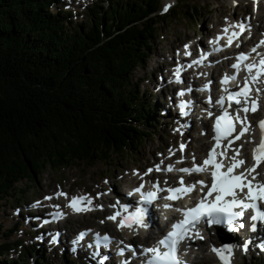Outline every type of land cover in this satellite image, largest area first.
<instances>
[{"label": "trees", "instance_id": "trees-1", "mask_svg": "<svg viewBox=\"0 0 264 264\" xmlns=\"http://www.w3.org/2000/svg\"><path fill=\"white\" fill-rule=\"evenodd\" d=\"M58 2L0 0V201L46 165L62 169L136 151L156 124V109L132 76L156 38L159 0L93 5L73 29L70 13L51 12ZM194 14L191 7L182 16ZM15 246L22 257L0 264H29L36 249L32 264H48L40 247L19 241L0 246V257Z\"/></svg>", "mask_w": 264, "mask_h": 264}, {"label": "snow or ice", "instance_id": "snow-or-ice-1", "mask_svg": "<svg viewBox=\"0 0 264 264\" xmlns=\"http://www.w3.org/2000/svg\"><path fill=\"white\" fill-rule=\"evenodd\" d=\"M170 5L165 6L164 11L168 10ZM251 26L244 23H233L222 29L221 35L216 36L209 43L212 45L213 52L223 51V47H231L235 42L239 47V38L245 32H250ZM226 39L222 47L220 41ZM264 48V38L254 45L249 52H240L235 56V62L230 65L233 70L232 75L225 74L220 80L221 92L215 100V105L219 108V114L215 115L212 125L214 142L207 151L206 157L201 163L195 162V156L192 157L191 167H182L174 169L171 166L162 169L159 165L150 167L141 175L133 172V175L139 176L141 183L128 192V196H138L135 203H121L119 199L109 205L113 209L112 213L105 217V220L115 224L118 231H127L132 234L138 233L140 229L148 228L146 217L150 212V206L159 200L161 193H167L163 197L165 201L173 202L191 199L192 194L196 193L198 198L192 206L176 207L173 209L171 203H166V209L174 210L179 213L180 219L171 223L170 229L161 233L151 246H141L139 255L143 257L141 264H186L181 255V245L188 240H203V235L199 231V225L204 224L206 228L219 226L225 228L231 233L244 227L243 217L245 212H250V231L255 232L257 224H264V180L259 179L261 173L258 171L264 166V119L257 122L260 138L255 142L250 137L252 125L249 122L248 114L256 113L259 110V99L261 91L264 88L258 85H264V52L259 49ZM189 45H184V55L190 56ZM254 54V55H253ZM207 59L201 55L199 59L193 60L187 67L200 65ZM184 65L177 63L173 76L176 83H182L181 72ZM243 71L246 75L242 85L237 86L233 91L227 87L231 82L237 79L239 73ZM211 81L209 82V84ZM209 84H205L202 91L209 90ZM189 87L181 90L177 95L185 96L186 92H191ZM255 93V94H253ZM212 104L211 98L207 101ZM189 103L181 100L178 107L181 116L188 115ZM230 109L232 111H230ZM208 117L211 118L213 113L208 111ZM243 114V115H241ZM245 140L251 144V164L246 163L242 155L243 144H237V141ZM186 145H180V151L183 153ZM171 152V150H169ZM182 162V160L180 161ZM172 172L178 171L186 175H200L210 177V182L205 179H198L192 183H186L181 176L176 182V186L161 187L159 181L153 182L152 190H144V176L153 172ZM167 185V181L164 182ZM105 193H97V199ZM60 197L65 198L66 208L74 214L91 212L94 210H103V205H94L92 197L87 194L71 196L57 190L44 199L51 201ZM37 202L32 207H39ZM53 211L50 213L52 220L63 219L66 213L61 210L60 205H52ZM48 223L49 221H44ZM104 223V220L101 221ZM86 233L81 232L77 236V241L83 240ZM58 234L52 235L51 243L58 242ZM113 238L107 233L102 236L97 233L94 237L96 251L93 253L94 258L99 257L98 264H106L109 257L100 256L101 247L108 248L111 246ZM119 243H123L120 241ZM250 241H245L240 245V250L247 252ZM261 251H264V242L257 245ZM237 246L232 243H222L220 247H212L211 252L218 258L221 264H232ZM131 252L133 257L137 255L131 245H124L117 249V255L124 256L125 252ZM122 264H130L125 259Z\"/></svg>", "mask_w": 264, "mask_h": 264}, {"label": "rangeland", "instance_id": "rangeland-1", "mask_svg": "<svg viewBox=\"0 0 264 264\" xmlns=\"http://www.w3.org/2000/svg\"><path fill=\"white\" fill-rule=\"evenodd\" d=\"M231 3H233L232 0H159L155 14L161 17V19L158 24L156 38L152 42L151 49L144 58L142 66L137 68L132 76L139 95H142V100L156 109L152 114V117L156 121L151 131L152 136L146 138L141 145H135L137 146L135 148L136 151H129L113 159L96 161L92 164L72 163L62 169L46 165L34 176V181L29 179L20 180L15 184V190L10 195L4 196L0 201V246L4 244L12 245L14 242L19 241L24 247H33L34 250V243L37 241L33 240V236L30 233L35 230L33 225L28 224L34 222L32 218L37 216H32L26 221L27 205L37 200H40L38 202H48L44 198L42 199L44 195H52L57 190L67 193L69 197L87 194L92 197L94 205L105 204L107 206V202L103 203L100 201L104 195H101L97 199V193H109L112 188L114 190V185L118 182L116 178L119 179L121 174L126 175L127 172L130 174L136 172V169L145 171V169L154 167L157 164L152 162L153 160L160 162L169 158L170 148L168 150V147L171 145V141L174 144L181 143L180 138L178 140L173 139V136L175 138L181 137L179 133H176L175 127L170 128L165 126L169 121H175L173 109L172 107H168L169 103L167 100L168 96L170 97L172 88L170 79L173 78V72L177 63H181L178 58L184 57V54H182L184 45L204 44L202 40L210 32H216L219 29L220 23L224 24L226 22L225 18L229 16L231 18L235 14L239 15L241 12L244 13L245 8L249 7V12L250 8L254 12L256 7V10H259L257 14H262L260 5L264 3V0H259L258 4L253 0H239V3H236V7L234 6V8H232ZM93 4L98 5L101 10H105L108 0H93L85 6L74 4V2L70 4L67 3V0H62L51 8V12L56 13L59 9H62V11L65 10L67 13H70L67 20L71 22L69 24L70 29H73L77 25H84L88 9ZM168 5H170L168 7L169 11L165 12L164 8ZM191 7L196 8L198 14L184 19L182 16L183 12ZM253 15L255 18L256 14L253 13ZM217 18L221 21L216 22ZM193 54H198L197 50H194ZM186 64L187 62L185 61L184 66ZM165 84L168 85V89H164ZM160 107H165L166 113H159ZM188 132L189 135L187 134L184 137L185 140H190L195 135L192 129ZM188 146L190 145L188 144ZM173 148L175 149L174 146ZM129 177L131 176L129 175L125 178L128 182ZM17 195L21 196L19 200L16 198ZM60 198L59 205L63 207L65 200L62 202L63 197ZM110 203L112 202L110 201ZM47 206L51 207L50 205ZM39 208H41V205ZM94 211L97 213L92 215H88L87 212L80 214L70 213L64 222L60 225L58 223L59 230H55L58 225H54L55 227L53 226L51 231L45 229L46 234L53 231L49 235V239H51L52 235H55L57 232L62 233V229H64L65 233L69 231L75 237L77 229L93 227L98 230H108V228H111L113 223L111 221L108 223L107 220L103 219L111 214V210L104 211L103 208L102 211L99 209ZM33 212H43V210L35 209ZM102 220H104L103 224L101 223ZM112 226L115 228L114 224ZM44 236L46 238V235ZM38 247L42 249V252H39V256L43 253V259L48 264H61L64 260L66 263L69 262L68 258L64 259L59 256V252L57 251H51V249L43 245H38ZM20 250L21 247L9 249L8 252H5L0 257V260L17 261L22 257L19 256ZM36 251L34 253L30 252V257H28L29 264L34 263L35 258L38 256ZM248 252L243 253L245 255L243 258L236 257L234 259L235 264H255L257 261L260 262L262 260L264 263V256L258 254L257 247H254L253 252ZM201 256L204 259L197 258L195 264H215V261L209 260L211 257L206 250L202 252Z\"/></svg>", "mask_w": 264, "mask_h": 264}, {"label": "bare ground", "instance_id": "bare-ground-1", "mask_svg": "<svg viewBox=\"0 0 264 264\" xmlns=\"http://www.w3.org/2000/svg\"><path fill=\"white\" fill-rule=\"evenodd\" d=\"M235 1V3L236 2H238L239 3V0H234ZM244 1H246V0H244ZM233 5V3H231V6ZM264 3H262L261 5H260V9H261V11H262V14H256V16H255V21L254 22H259V23H261V24H264ZM218 17V16H217ZM230 17V16H229ZM229 17H227V18H229ZM233 17H236V16H233ZM218 20L216 21V22H220L219 21V18H217ZM217 24V23H216ZM182 51V50H181ZM166 54V53H165ZM225 56H228L229 54H230V52H225ZM182 57V56H181ZM179 59V61H181V65H184V63H185V61L186 62H188L187 60H185V58H184V62H183V59L182 58H178ZM161 64V63H160ZM164 65V64H163ZM162 65V66H163ZM187 66V65H186ZM185 66V67H186ZM176 68V67H175ZM226 67L224 66L223 68H221L222 70H224ZM172 77H174V76H172ZM211 78L213 79V80H215L214 79V77H213V75H211ZM184 81H186V83L187 84H189V82L187 81V79L186 80H184ZM171 85H173V84H171ZM164 89H168V87H167V84H165L164 85ZM173 86H172V88H171V91H170V89H169V91H170V103L171 102H173L174 101V98L172 97V95H171V93H172V91H173ZM199 105V104H198ZM170 109V108H169ZM159 113H166V108L165 107H160V109H159ZM177 119V118H176ZM179 120V122H178V124L174 121V122H171V121H169L167 124H166V126L165 127H170V128H174L176 125H175V123L178 125V128L179 129H182V130H184V131H179V134L181 135V137H180V139H181V141L183 142V141H185V136H187V131H189V130H191L192 129V131L194 130V132H197V127L194 125V124H192L191 122H188L186 125L187 126H185V125H183V124H181V122H183V123H185L184 121L186 120V119H178ZM200 125H201V127H202V132H204L205 133V135H204V138H201V137H195L194 139H193V143H192V141L190 142V143H188L190 146H188V149H187V154H186V156L187 157H190V156H198V155H200L201 153H203V152H205V150L208 148V146H209V144H210V139H211V134H210V132H206L205 131V120H200ZM176 139V138H175ZM179 138H177V140H178ZM172 146V149H171V152H173L174 151V148H173V145H171ZM251 144H248L247 143V147L244 149V152H243V157L246 159V163L248 164V165H250L251 164V161H250V159H249V156L251 155V151H250V148H251ZM246 151V152H245ZM151 153V152H150ZM246 153L248 154V156L247 157H245L246 156ZM166 162L168 163V164H173V162L172 161H168V160H166ZM264 169V166H262V168H260V169H258V171L259 172H261L262 170ZM161 177H162V174H157V176L156 177H154L155 179H157L159 182H160V179H161ZM126 178V176H124L123 177V179H125ZM168 178L170 179V180H172V177H169L168 176ZM259 178V177H258ZM137 179V177L136 176H133V177H129V182L131 183V181L133 182L134 180H136ZM145 179V178H144ZM260 179V178H259ZM140 180V179H139ZM170 180H167V184H170ZM131 191V190H130ZM128 193H126V195L124 196L125 197V201H124V203H129V201L131 200V198H129L128 197V195H127ZM109 198H108V196H106V195H104L103 197H101V202H105L106 203V201L108 200ZM127 199V200H126ZM60 200H59V198L58 199H53V200H51V202H49V203H47L46 205H50V206H52V205H59V202ZM62 202L64 201V199H62L61 200ZM66 203H67V200H65V203H63L64 205H63V207H60L61 208V210H63L65 213H66V215H65V217L62 219V221L61 222H64V220L67 218V215H69L70 213H73L70 209H68V208H66L65 207V205H66ZM111 203H110V201H108L107 202V206H105V204L103 205V207H104V211L105 210H112L113 211V209L111 208V207H109V205H110ZM41 205V208L43 209L45 206V204H43V203H41L40 204ZM48 211H53V208L52 207H48ZM112 211H111V213H112ZM39 214V213H38ZM38 214L37 215H35V216H38ZM74 215V214H73ZM35 218L36 217H33L32 219H34L35 220ZM69 220V219H68ZM67 222V221H66ZM108 223H109V221H108ZM147 223H148V228H147V230L144 232V234L143 235H141V234H139V232L138 233H136V234H132V233H129V232H127V231H118L117 229H116V226H115V224H114V226H115V228L111 225V228H108V232H110L112 235H114L115 237H116V239H121V237L124 235V234H130L131 236H133V238L135 239V241L137 242V243H139L140 245L141 244H145V245H149V244H152L153 243V238H152V234H153V232H157V231H159V227L160 226H162V224H157V223H155L152 219H151V217L149 216V218H148V220H147ZM54 225H58V223H55V222H52V223H49L48 225H47V227H46V230H48V231H51V229L53 228V226ZM107 226V225H106ZM110 226V225H109ZM108 226V227H109ZM55 227V226H54ZM69 231H67V233H68ZM47 233H49V232H47ZM67 233H65V236H64V240H63V243H65L66 244V246H70V242H71V236L70 235H68L67 236ZM70 233V232H69ZM94 233H96V231L95 230H92V232H91V234H90V236L92 237V235L94 234ZM218 235L216 236V239L215 240H212V241H210V242H207L206 243V245L203 247V248H205L206 249V251L208 250V251H210L211 252V248L212 247H220V245H222V243H225V242H227V243H230L229 241H231V239L226 235V234H224V233H222V232H220V233H217ZM45 237V236H44ZM46 237H47V235H46ZM226 240V241H225ZM258 240H261V239H258ZM255 242H257V240H255ZM232 244H234V245H236L237 246V248H236V251H235V254H234V257H233V259H232V262H233V260L236 258V257H238V253H239V251H241L240 250V247H239V244L238 243H232ZM251 246V240H250V243L248 244V249H251V250H253V247H250ZM211 258H209V260H211V261H215V260H218V258L214 255V254H212L211 256H210ZM207 259V258H206ZM207 261H208V259H207ZM91 264H97V261L95 260V259H92V261H91Z\"/></svg>", "mask_w": 264, "mask_h": 264}]
</instances>
